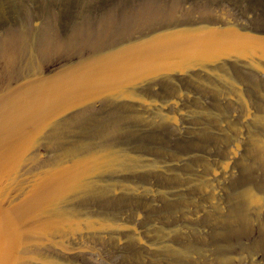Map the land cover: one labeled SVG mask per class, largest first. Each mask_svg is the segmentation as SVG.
I'll use <instances>...</instances> for the list:
<instances>
[{"label":"water","instance_id":"1","mask_svg":"<svg viewBox=\"0 0 264 264\" xmlns=\"http://www.w3.org/2000/svg\"><path fill=\"white\" fill-rule=\"evenodd\" d=\"M0 264H264V0H0Z\"/></svg>","mask_w":264,"mask_h":264}]
</instances>
